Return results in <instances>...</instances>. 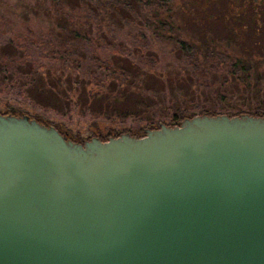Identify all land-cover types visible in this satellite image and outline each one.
Here are the masks:
<instances>
[{"label":"water","instance_id":"95a60500","mask_svg":"<svg viewBox=\"0 0 264 264\" xmlns=\"http://www.w3.org/2000/svg\"><path fill=\"white\" fill-rule=\"evenodd\" d=\"M0 264H264V116L78 142L0 113Z\"/></svg>","mask_w":264,"mask_h":264},{"label":"trees","instance_id":"16d2710c","mask_svg":"<svg viewBox=\"0 0 264 264\" xmlns=\"http://www.w3.org/2000/svg\"><path fill=\"white\" fill-rule=\"evenodd\" d=\"M30 1L19 6L25 7L27 12L34 10L39 20H45L48 32L56 42H43L50 57L40 61L27 56L19 37L0 44V90L13 89L19 96L24 99L30 97L42 107L69 106L72 98L79 96L81 91L83 94L80 96L84 99L81 106L96 103L103 106V101L108 102L107 106L130 103L128 106L131 107L125 109L124 115L135 112L133 109L156 106L155 101L162 102L165 94L141 91L139 100L131 99V93L141 89L140 85L149 71L141 70L133 61L120 64L116 57L102 58L89 51L97 40L107 37L103 33L109 25L136 24L141 32L150 29L157 38L172 43L181 58L194 64L197 72H206V77L209 76L210 61L216 56L226 57L231 75H237V79L240 77L244 87L237 92V98L217 93V99L224 101V106H236L225 107V111L241 110L240 106H252L253 99H262L260 93L264 92L259 86L263 81L254 80L251 75L264 69V0ZM213 21L222 23L227 35L218 45L208 35ZM243 37L250 39L243 52L233 54L227 50L231 46L230 41L237 42ZM68 41H72L68 47L77 48L82 54L71 63L66 59L63 48ZM252 46L258 49V56L251 51ZM91 72L96 73L90 78ZM94 82L103 94L93 90L86 92ZM146 98L150 100L149 104L143 102ZM73 105L79 106V102ZM263 105V101L257 104ZM260 109L248 108L253 113ZM56 126L64 132L59 125ZM68 137L78 141L71 135Z\"/></svg>","mask_w":264,"mask_h":264},{"label":"rangeland","instance_id":"374dc122","mask_svg":"<svg viewBox=\"0 0 264 264\" xmlns=\"http://www.w3.org/2000/svg\"><path fill=\"white\" fill-rule=\"evenodd\" d=\"M32 2L30 0H0V44H5L10 39L20 38V45L33 60H43L50 57V52L45 48L44 43L56 42L48 32V24L45 20H39L34 10L27 12L25 7H20V3ZM208 29V35L212 36L217 45L227 35L224 32L223 24L212 22ZM191 33V30H189ZM107 37L97 40L89 51L102 58L113 59L120 64L126 61H133L141 70L149 71L143 82L141 89L131 93V99L139 100L138 94L146 91L157 95L165 94L162 102L155 101L156 106H148L147 109H133L135 112L124 115L125 109L130 103L112 105L108 102L97 106L84 103L82 95L74 96L69 106H47L37 105L27 97L24 99L14 90H0V113L27 115L30 118L42 121L48 125L57 127L69 136H73L78 142H83L91 137H98L106 140L109 137L118 136L121 133L132 135H143L146 128H157L161 123L166 125L177 124L185 117L196 114H238L249 113L264 116V105L257 106L261 101L264 103V94L261 100L251 101L252 106H240L241 110L232 112L225 111L224 108L236 106H224V101L217 99V93L227 97L237 98L244 84L237 75H231L228 66V59L224 56H216L210 61L209 76L206 72L200 73L187 60L181 58L174 45L163 38H157L150 29H141L136 24H117L109 25L104 33ZM110 39H113L110 41ZM151 39V40H150ZM55 40V41H54ZM152 41V42H151ZM68 41L63 46L66 59L71 63L82 57L77 48H71ZM231 42L227 48L231 53L243 52L244 47L248 46L250 39L243 37L242 40ZM222 47V46H221ZM253 54L259 55L258 49L252 46ZM59 52V51H58ZM58 52L56 56L59 57ZM81 60V59H80ZM93 73L91 72L90 78ZM259 75V76H258ZM251 77L261 79L260 91L264 92V69ZM250 82H253L250 79ZM94 82L86 89V92L93 90L100 92L99 85ZM251 97V96H250ZM252 98V97H251ZM71 99V97H70ZM103 99H105L103 97ZM149 104L147 98L144 99ZM74 102H79V106H74ZM130 102V101H129ZM153 104V103H150ZM226 104V103H225ZM261 109L249 112L248 108ZM39 121V122H40ZM97 135V136H96Z\"/></svg>","mask_w":264,"mask_h":264}]
</instances>
